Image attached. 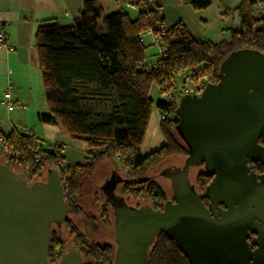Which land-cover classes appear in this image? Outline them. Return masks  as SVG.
Returning <instances> with one entry per match:
<instances>
[{
  "label": "trees",
  "instance_id": "obj_1",
  "mask_svg": "<svg viewBox=\"0 0 264 264\" xmlns=\"http://www.w3.org/2000/svg\"><path fill=\"white\" fill-rule=\"evenodd\" d=\"M263 1L239 0L234 9L239 28L230 31L228 41L216 44L193 39L181 23L164 30L157 8L146 7L134 20L123 13L104 17L96 0H83L82 12L67 27L52 20L37 26L33 47L47 109L38 121L59 129L70 142L84 143V161L64 168L61 147L45 149L33 135L12 129L0 136V146L6 145L10 152L1 154L0 163L30 185L45 181L44 171L61 177L68 216L60 226H52L51 247H62L59 235L63 229L78 249L82 264H112L113 237L112 245L89 238L97 236L102 225L113 232L112 218L107 213L95 217L81 206L86 183L104 162L125 171L119 190L124 201L136 209H163L168 202L165 191L150 174L172 158L187 157L188 150L175 131L180 98L160 99L155 107L164 117L159 132L165 143L141 154L153 104L151 89L172 88L179 73L214 84L221 63L231 53L247 49L264 55V19L254 14ZM211 4L212 0H192L190 9L200 12ZM149 31L167 51L163 59L155 55L154 62L146 64L148 47L140 36ZM211 182L212 177L201 171L191 185L202 196ZM74 218L83 220L85 230L73 223ZM62 249L54 251L55 257L49 252L50 264H58L70 247ZM146 264L189 263L176 244L160 233L149 248Z\"/></svg>",
  "mask_w": 264,
  "mask_h": 264
},
{
  "label": "water",
  "instance_id": "obj_2",
  "mask_svg": "<svg viewBox=\"0 0 264 264\" xmlns=\"http://www.w3.org/2000/svg\"><path fill=\"white\" fill-rule=\"evenodd\" d=\"M174 122L188 150L184 168L169 178L175 203L161 211L119 207L112 264H146L160 233L189 264H264V55L231 53L216 83L179 99ZM195 163L212 177L202 196L189 180ZM248 163L263 173H249ZM65 199L56 172L30 185L0 163V264H50V231L67 219ZM58 264H82V257L70 248Z\"/></svg>",
  "mask_w": 264,
  "mask_h": 264
},
{
  "label": "crops",
  "instance_id": "obj_3",
  "mask_svg": "<svg viewBox=\"0 0 264 264\" xmlns=\"http://www.w3.org/2000/svg\"><path fill=\"white\" fill-rule=\"evenodd\" d=\"M192 0H96L104 17L123 13L130 20L146 7L157 8L163 20V29L170 30L181 23L193 39L211 42L207 27L210 18L232 15L239 0H212L204 11L190 9ZM83 10V0H0V30L4 48H0V136L12 129L31 133L45 149L70 142L59 129L38 121L47 112L44 93L37 68L33 36L37 26L55 21L67 27ZM235 19V18H234ZM231 26V30H237ZM222 42V41H221ZM216 44V43H213ZM8 93L11 111L6 108L4 96ZM62 139V140H60ZM72 143V142H71ZM68 144V143H66Z\"/></svg>",
  "mask_w": 264,
  "mask_h": 264
},
{
  "label": "rangeland",
  "instance_id": "obj_4",
  "mask_svg": "<svg viewBox=\"0 0 264 264\" xmlns=\"http://www.w3.org/2000/svg\"><path fill=\"white\" fill-rule=\"evenodd\" d=\"M255 17L258 16L257 11L255 10ZM235 18V19H234ZM234 18L232 17V15H226L225 17L222 16L220 14H218L217 17H213L209 19L208 22V27L206 29L208 37L206 36V39H210L211 42L213 43H219L221 41H228L230 38V31H227V29H230L231 26L233 25V27H236V24L238 25V18L235 15ZM144 45L147 46V56L148 59L146 61V64H150L153 63L155 60V55L158 54V47L156 44L153 43V37L150 36H146L143 39ZM152 57V58H150ZM182 82L180 79L176 78L175 79V86H179L181 85ZM210 84V83H209ZM186 86L191 87V84H186ZM150 97L153 101L152 104V108L150 111V115H149V119H148V124L146 127V131L144 134V138H143V142L141 145V154L142 155H146L152 151H156L158 150L162 145H164V140L162 138V135L159 132V123L161 122V120H164V117L160 115L159 111L156 109L155 104L157 103V101H159L160 99L162 100V98L160 97V95L158 94V91L156 90V88H152L151 92H150ZM62 140V139H60ZM63 141V140H62ZM68 143V144H66ZM64 144V143H63ZM65 144L67 145V147H62V153L64 154L65 157V161L62 163V167L66 168L68 166H72L74 164L77 163H82L84 161V154L83 151L86 149L84 143L82 142H65ZM43 146V145H42ZM4 147H7L6 145H1L0 146V162L2 161L1 159V154H6V152L4 151ZM177 162L176 159L172 158L170 161H168L169 164L175 163ZM112 165L113 163L110 162V164L104 162L103 164L100 165L99 169L96 171L94 178L91 180V183H89V185H87L85 187V190L83 191V200H82V208L84 210V212H93V215L95 217H99L100 216V211L97 210V205L94 209H92V205L91 203L94 202L96 203L98 201L97 204L100 203V195L99 193L96 191V194L93 195V191H92V187L95 184H98L99 182L102 181L103 177H106L109 175L110 173V169H112ZM118 172L120 173V175L124 176L125 171H123L122 167L118 166ZM157 170L156 169L154 172H152L150 175L151 176H155L157 174ZM196 175V171L195 169L192 170V177L191 179H194ZM48 176V172L44 171L42 174V179L47 178ZM155 181H157L163 188V190L165 191V195L167 197V201L170 200L171 198V192H170V185L168 184V182L164 179H162L161 177H157L155 176L154 178ZM95 190V189H94ZM98 197L97 201H93L94 197ZM134 205V204H133ZM77 220H79L80 222H83V220L81 218H76ZM75 219V220H76ZM111 219V218H110ZM77 227L81 228V230H85V226L82 224H77ZM103 225L99 228V233L98 235L94 238L93 241H96L98 243H108L109 245H112V230L110 228H106ZM108 229V230H107ZM59 238L64 241L63 242V249L67 250L69 247L72 246V243L68 240L67 238V233L65 230L62 229V234L59 235ZM92 240V239H91ZM62 247L60 245H52V257H55V253L54 251L56 250L61 251ZM62 249V250H63Z\"/></svg>",
  "mask_w": 264,
  "mask_h": 264
},
{
  "label": "flooded vegetation",
  "instance_id": "obj_5",
  "mask_svg": "<svg viewBox=\"0 0 264 264\" xmlns=\"http://www.w3.org/2000/svg\"><path fill=\"white\" fill-rule=\"evenodd\" d=\"M187 158H188V156L185 158L175 157L174 159H176L177 162L172 163V164H169L167 162V163L161 165L157 170V174L155 176L161 177L162 179L166 180L168 182V184L170 185L169 189L171 192V198H170V200H168L167 203H170V204L175 203V196H174L173 190L171 188L170 180H169V178L171 177L170 176L171 171L172 170H182L185 166ZM247 166L249 169V173L254 174L257 178L263 173V168L259 164L248 163ZM193 169H195L196 175H197L201 171H204V165L202 163H200L198 165L195 163V164H191L189 166L190 184L192 181L191 177H192V170ZM109 171H110V173L108 176L103 177L101 182L93 185V187H92L93 188L92 191L94 193L93 195L96 194V191L99 193L100 203L97 204L98 201L96 203L92 202L91 205L93 206L92 209H94L97 205V210L100 211V215H102V214L105 215L107 213L108 216L110 218H112L113 223H114L115 216L117 214L119 207H121V206L122 207H129V208H135V207H134V205L129 204L126 201H124V199L120 196L119 190L123 184L124 177L122 175H120V173L118 172L119 171L118 167H112V169H110ZM94 176H93V178H94ZM155 176H153V178H155ZM89 183H91V181H88L86 183L85 187L87 185H89ZM93 201H95V197H94ZM206 201H207V203H206ZM201 202L205 208H208V205H209L208 199H202ZM210 213H213V212L210 210ZM75 219L76 218L73 219V223L74 224L77 223L80 225L81 222L79 220H77V219L75 220ZM53 228H55V226ZM95 237L89 235V238L92 239V241L94 240ZM252 238H254V235H251L250 239H252ZM249 241L250 240H248V242ZM70 248H74V246H71ZM252 249H254V247H252Z\"/></svg>",
  "mask_w": 264,
  "mask_h": 264
},
{
  "label": "built area",
  "instance_id": "obj_6",
  "mask_svg": "<svg viewBox=\"0 0 264 264\" xmlns=\"http://www.w3.org/2000/svg\"><path fill=\"white\" fill-rule=\"evenodd\" d=\"M147 1H151V0H147ZM255 9L258 13V16L260 18L264 19V1L258 3L257 6L255 7ZM146 36L153 37V43L156 44L158 47V54L157 55L160 59H163L164 55L167 51V46L163 45L158 38H155L152 35L151 31L147 32L145 35L140 36V40L143 41L144 37H146ZM3 41H4V35H3L2 31L0 30V48L5 47ZM177 78L181 80V82H182L181 85L175 86V81H174V83H172V88H170L168 90H165L163 88L161 90H158L159 92L160 91L162 92L159 95L163 100L166 101V100H170L172 98H181L183 96H200V94L204 90L205 86L209 84L207 82V80L204 78L192 79V78H190V76L188 74H185V73H179L177 75ZM188 83L191 84V87L186 86V84H188ZM4 100L6 103L7 110L11 111L13 106L10 104V97H9L8 93H6V95L4 96ZM28 134L32 135L31 133H28ZM65 146L67 147V145L65 143L58 145V147H61L60 149H62V147H65ZM4 151L6 152V154L9 155L10 152H9L7 147H4ZM50 251H52V248L50 249Z\"/></svg>",
  "mask_w": 264,
  "mask_h": 264
}]
</instances>
